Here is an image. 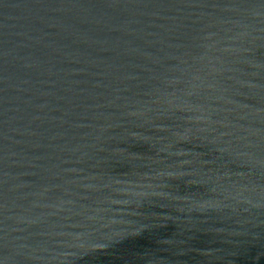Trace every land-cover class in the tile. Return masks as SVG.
Segmentation results:
<instances>
[{
  "label": "water",
  "instance_id": "water-1",
  "mask_svg": "<svg viewBox=\"0 0 264 264\" xmlns=\"http://www.w3.org/2000/svg\"><path fill=\"white\" fill-rule=\"evenodd\" d=\"M0 264H264V0H0Z\"/></svg>",
  "mask_w": 264,
  "mask_h": 264
}]
</instances>
